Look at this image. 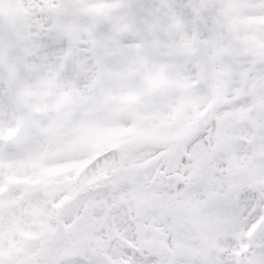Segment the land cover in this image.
Wrapping results in <instances>:
<instances>
[{
    "label": "snow or ice",
    "instance_id": "1",
    "mask_svg": "<svg viewBox=\"0 0 264 264\" xmlns=\"http://www.w3.org/2000/svg\"><path fill=\"white\" fill-rule=\"evenodd\" d=\"M0 264H264V0H0Z\"/></svg>",
    "mask_w": 264,
    "mask_h": 264
}]
</instances>
